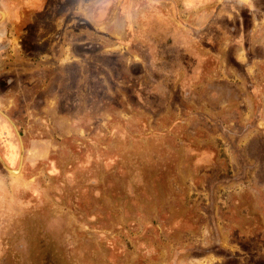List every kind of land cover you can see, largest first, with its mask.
<instances>
[{
    "label": "rangeland",
    "instance_id": "rangeland-1",
    "mask_svg": "<svg viewBox=\"0 0 264 264\" xmlns=\"http://www.w3.org/2000/svg\"><path fill=\"white\" fill-rule=\"evenodd\" d=\"M0 11V110L23 143L17 175L0 164V264H264V66L254 98L222 79L246 49L263 52L247 10L0 0ZM0 155L18 169L1 114Z\"/></svg>",
    "mask_w": 264,
    "mask_h": 264
},
{
    "label": "crops",
    "instance_id": "crops-1",
    "mask_svg": "<svg viewBox=\"0 0 264 264\" xmlns=\"http://www.w3.org/2000/svg\"><path fill=\"white\" fill-rule=\"evenodd\" d=\"M226 4H237L240 5L242 8L247 10V15H248V20H249V31H248V36L252 37V39L256 36V34L259 33L260 30L264 29V0H222ZM114 0H90V3H99L101 5L105 4H111L113 3ZM106 8L104 7V12H106ZM105 14V13H104ZM239 14V13H238ZM232 18V21L234 22L235 20H240L238 15H229ZM225 20H229L226 18ZM231 20V19H230ZM241 21V20H240ZM253 21H254V26H253ZM242 35V34H241ZM263 48V52H261L259 55L256 56V58H253L251 54L250 48L246 49L248 50V53L244 54V61L241 62H233V64H230L229 66H225V72H229L231 75H224L222 79H227L232 82H240L241 84H246L247 88L249 87V92L251 95V98L253 95L256 96L257 94V78L261 77L260 72H261V67L264 66V43L261 44ZM256 47V46H255ZM261 51V50H260ZM230 58H234L232 50L230 51ZM242 59V56H241ZM236 60V59H235ZM240 64V65H239ZM237 73V75H235ZM264 78V76H262ZM264 96V90L262 92ZM249 97V98H250ZM264 98V97H263ZM256 114V112H255ZM262 115L264 116L263 112ZM261 120V118H260ZM263 128H264V117H263ZM1 156V155H0ZM2 158V157H1ZM7 158L12 159L13 154L10 156L8 155ZM3 159V158H2ZM14 170V169H12ZM17 170V169H16Z\"/></svg>",
    "mask_w": 264,
    "mask_h": 264
},
{
    "label": "water",
    "instance_id": "water-1",
    "mask_svg": "<svg viewBox=\"0 0 264 264\" xmlns=\"http://www.w3.org/2000/svg\"><path fill=\"white\" fill-rule=\"evenodd\" d=\"M4 18H5V14H4L2 11H0V21H1L2 19H4ZM0 114H1L3 117H5V118L7 119V121L12 125V127H13V129H14V131H15V133H16L18 139H19V145H20V163H19V167H18L17 170H20V168H21V161H22V154H23V143H22V141H21V136H20V134L18 133L17 128H16V126L14 125V123L11 121V119H9V117H8L7 115H5L1 110H0ZM0 164L2 165V167H3L8 173L11 174V171H12L11 168H9V167L5 164V162H4V160L1 158V156H0Z\"/></svg>",
    "mask_w": 264,
    "mask_h": 264
},
{
    "label": "bare ground",
    "instance_id": "bare-ground-1",
    "mask_svg": "<svg viewBox=\"0 0 264 264\" xmlns=\"http://www.w3.org/2000/svg\"><path fill=\"white\" fill-rule=\"evenodd\" d=\"M12 170V169H11ZM19 173V170H12L11 175H17Z\"/></svg>",
    "mask_w": 264,
    "mask_h": 264
},
{
    "label": "flooded vegetation",
    "instance_id": "flooded-vegetation-1",
    "mask_svg": "<svg viewBox=\"0 0 264 264\" xmlns=\"http://www.w3.org/2000/svg\"><path fill=\"white\" fill-rule=\"evenodd\" d=\"M2 158H3V160H4L7 164H9L8 161H6V156H5V155L2 156Z\"/></svg>",
    "mask_w": 264,
    "mask_h": 264
}]
</instances>
